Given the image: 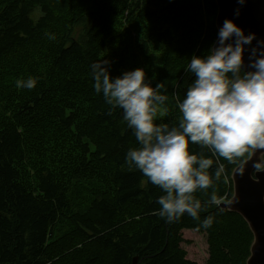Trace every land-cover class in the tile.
Returning <instances> with one entry per match:
<instances>
[{
  "label": "trees",
  "instance_id": "obj_1",
  "mask_svg": "<svg viewBox=\"0 0 264 264\" xmlns=\"http://www.w3.org/2000/svg\"><path fill=\"white\" fill-rule=\"evenodd\" d=\"M80 4L81 0H0V88L10 97L19 93L16 81L22 78L16 67L24 49L30 52L21 70L32 62L30 77L38 80L15 113L9 115L10 108L4 110V99L0 100V264H133L136 257L138 264H196L181 248V231L202 228L187 215L169 224L154 214L163 193L139 171L123 166L127 150L136 146L135 137L122 122V111L110 110L103 95L95 93L90 65L105 59L111 31L125 17L153 21L155 41L165 47V58L160 66L150 64L149 75L153 86L165 82L170 101L162 121L173 123L178 110L171 98L179 94L183 99L187 83L195 79L185 72L187 63L193 55H205L217 40L216 1ZM53 27L62 30L60 38L41 49L37 42L51 37ZM141 46L148 57L152 46ZM40 53H47L42 64ZM34 130L39 143L27 154L26 138ZM50 143L60 150V164L75 179L72 192L60 183L59 164L49 159L44 145ZM52 148L55 156L57 149ZM192 149L200 151L196 145ZM27 157L28 164L32 159L40 163L32 164L34 182L23 175ZM222 162L227 181L222 178L216 188L228 202L232 172L240 163ZM98 172L108 188L94 190L86 205L72 211L71 195L84 187L86 175ZM209 214L215 215V222L207 229L208 264H247L254 237L246 221L214 206L201 218ZM61 222L68 227L59 236Z\"/></svg>",
  "mask_w": 264,
  "mask_h": 264
},
{
  "label": "clouds",
  "instance_id": "obj_2",
  "mask_svg": "<svg viewBox=\"0 0 264 264\" xmlns=\"http://www.w3.org/2000/svg\"><path fill=\"white\" fill-rule=\"evenodd\" d=\"M254 40L256 34L246 35L233 20L224 21L217 42L187 63L185 72L195 79L186 82L183 99L173 94L178 118L171 124L162 121L170 101L165 82L153 86L144 68L113 78L105 59L90 65L95 93L103 95L110 110L122 111V122L135 137L123 166L162 191L154 214L169 224L187 215L198 228L213 226L215 215L202 219L201 214L223 203L216 188L222 178L227 181L222 161H251L255 173H264V40L250 49L247 68L252 70H245L246 46ZM37 83L28 77L17 80L16 87L32 90Z\"/></svg>",
  "mask_w": 264,
  "mask_h": 264
},
{
  "label": "rangeland",
  "instance_id": "obj_3",
  "mask_svg": "<svg viewBox=\"0 0 264 264\" xmlns=\"http://www.w3.org/2000/svg\"><path fill=\"white\" fill-rule=\"evenodd\" d=\"M57 1V0H54ZM88 0H81V4L83 5ZM204 14H206V9L204 8ZM121 19V18H119ZM187 21L183 23V25H186ZM62 34V30L56 29L53 27L51 32V37L49 35H46L43 37L39 42V47L41 49H44L47 45H52V42L54 41L55 37L58 40ZM155 34L156 31L153 26V21H147V20H139L135 21L131 17H125L123 21L119 23L118 26H115L111 31V43L109 44L108 48L104 51L103 57L110 62L111 66V73L112 77L115 78L117 76L122 75L126 71L135 70L137 68H144L146 70V76L147 79L151 82V77L149 75L150 73V64L160 66L163 64L164 58H165V47L157 43L155 41ZM54 37V38H53ZM184 37L182 36V39L184 41ZM145 43L149 47L152 46V49L149 48L147 50L148 57L144 56L143 50H142V44ZM175 46V45H174ZM178 50L181 49L180 46H177ZM40 49V50H41ZM28 50L24 49L22 50L18 55L20 56L19 64L16 67L17 70L20 73V76L22 79H27L30 77L31 72V64L32 62L27 66L25 70H21V67L23 63L27 60L29 56ZM47 53H40L39 61L42 64L46 59ZM16 57H11L10 59L14 60ZM36 60V58L33 60V62ZM7 63L4 64V66ZM16 65V64H15ZM3 92V93H2ZM19 93H16V95L10 97L7 94V91H3V89L0 88V100L2 98L4 99L3 103V109L9 110V115L12 113H15L17 106L19 105V102L28 95L29 90L28 89H19ZM167 114L162 119H166ZM28 132V131H27ZM28 137L26 138V151L27 154L31 152V150H34V148H37V144L39 143L38 138L40 137L37 135L36 131L34 130L32 133H29ZM58 142V141H56ZM46 148H49L47 153L49 154V159L52 162H57L59 164L58 173H61L60 183L63 184L64 187H69L70 191L72 192L75 186V179L70 175V172H68V169L66 165L60 164V159L57 157L59 156L60 150L58 148H52L51 143L49 144V147L47 145H44ZM51 148L57 149L55 156L51 155ZM33 155V154H32ZM34 155H38L35 153ZM35 157V156H34ZM31 159L27 157L24 162L23 167V175L25 176V181L27 182H34L33 178L35 175L36 168L32 166V164H40L39 161H35L32 159V163L28 164V160ZM99 170V169H98ZM57 171V170H56ZM100 171V170H99ZM84 187L77 191L76 194L74 193L72 196V211L79 210L84 205L88 203L92 195L94 194V190L97 189H107L108 183L106 180H104L101 172L94 173L91 176H87L84 178ZM76 191V190H75ZM226 198L223 199V203H225ZM67 224L64 222H61L57 226V234L63 235L67 231ZM209 233L207 230H182L181 231V248L184 250L186 254V258L192 262H195L196 264H208L209 258H210V241H209Z\"/></svg>",
  "mask_w": 264,
  "mask_h": 264
},
{
  "label": "water",
  "instance_id": "obj_4",
  "mask_svg": "<svg viewBox=\"0 0 264 264\" xmlns=\"http://www.w3.org/2000/svg\"><path fill=\"white\" fill-rule=\"evenodd\" d=\"M215 1L218 6L217 32L225 20L231 19L246 35L256 34L257 40L246 46L248 50L245 52V70H252L247 68V64L251 62L248 59L250 49L256 47L257 41L264 40V0H245L243 4L238 0ZM237 10L239 15H236ZM231 178L233 195L220 208L240 215L253 234L247 264H264V173H255L250 161L244 165L239 164L233 170ZM133 261V264H138L137 257Z\"/></svg>",
  "mask_w": 264,
  "mask_h": 264
}]
</instances>
